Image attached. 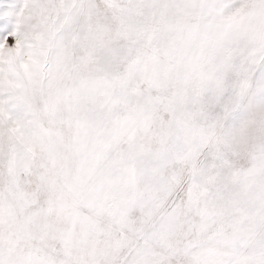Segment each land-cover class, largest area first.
<instances>
[{
	"label": "snow or ice",
	"instance_id": "snow-or-ice-1",
	"mask_svg": "<svg viewBox=\"0 0 264 264\" xmlns=\"http://www.w3.org/2000/svg\"><path fill=\"white\" fill-rule=\"evenodd\" d=\"M0 264H264V0H0Z\"/></svg>",
	"mask_w": 264,
	"mask_h": 264
},
{
	"label": "rangeland",
	"instance_id": "rangeland-1",
	"mask_svg": "<svg viewBox=\"0 0 264 264\" xmlns=\"http://www.w3.org/2000/svg\"><path fill=\"white\" fill-rule=\"evenodd\" d=\"M0 35H2V33H0Z\"/></svg>",
	"mask_w": 264,
	"mask_h": 264
}]
</instances>
